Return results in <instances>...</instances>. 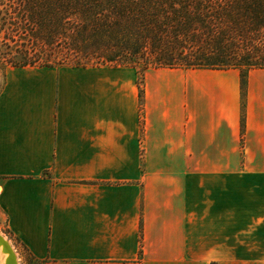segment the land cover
Instances as JSON below:
<instances>
[{
    "label": "crops",
    "instance_id": "obj_1",
    "mask_svg": "<svg viewBox=\"0 0 264 264\" xmlns=\"http://www.w3.org/2000/svg\"><path fill=\"white\" fill-rule=\"evenodd\" d=\"M120 68L5 70L8 233L43 264H264V69L241 129L238 70L157 69L192 74L145 84L139 111Z\"/></svg>",
    "mask_w": 264,
    "mask_h": 264
},
{
    "label": "trees",
    "instance_id": "obj_2",
    "mask_svg": "<svg viewBox=\"0 0 264 264\" xmlns=\"http://www.w3.org/2000/svg\"><path fill=\"white\" fill-rule=\"evenodd\" d=\"M102 65L236 69L242 129L248 72L264 69V0H0V68Z\"/></svg>",
    "mask_w": 264,
    "mask_h": 264
},
{
    "label": "rangeland",
    "instance_id": "obj_3",
    "mask_svg": "<svg viewBox=\"0 0 264 264\" xmlns=\"http://www.w3.org/2000/svg\"><path fill=\"white\" fill-rule=\"evenodd\" d=\"M116 67L119 68L120 66H116ZM7 68L8 67L4 69L0 68V87L3 83V74ZM124 68H126V70L131 73L132 79L137 83V87H138L137 94L139 93L140 87L143 88L145 84H148L149 86L153 85L154 80L156 79L163 80L165 82L164 83L165 85L163 87H158L157 89L169 90L170 87L166 85L167 84L170 85L171 81L173 82L177 79H185L187 78V75L192 74L190 72H185V71H179L176 73H160V72H156L155 70H147L145 72H139L135 68H129V67H124V66H121L120 69L123 70ZM166 101H170V99L168 100L166 99ZM241 102L242 101H240V103ZM143 103H144V93L142 94V99L140 101L138 98L139 111L143 109ZM170 108L171 106L169 105V107L167 108L168 111L170 110ZM0 232L9 239L14 251L16 252L18 256L19 264H43L42 261L35 259L26 250H24V248L8 233L5 223H4V219L1 215H0Z\"/></svg>",
    "mask_w": 264,
    "mask_h": 264
},
{
    "label": "bare ground",
    "instance_id": "obj_4",
    "mask_svg": "<svg viewBox=\"0 0 264 264\" xmlns=\"http://www.w3.org/2000/svg\"><path fill=\"white\" fill-rule=\"evenodd\" d=\"M0 264H19L18 256L14 251L9 239L1 232H0Z\"/></svg>",
    "mask_w": 264,
    "mask_h": 264
},
{
    "label": "water",
    "instance_id": "obj_5",
    "mask_svg": "<svg viewBox=\"0 0 264 264\" xmlns=\"http://www.w3.org/2000/svg\"><path fill=\"white\" fill-rule=\"evenodd\" d=\"M8 246V245H7ZM9 247V246H8Z\"/></svg>",
    "mask_w": 264,
    "mask_h": 264
}]
</instances>
